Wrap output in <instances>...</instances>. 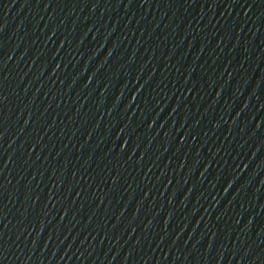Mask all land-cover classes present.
I'll return each mask as SVG.
<instances>
[{"label":"water","instance_id":"obj_1","mask_svg":"<svg viewBox=\"0 0 264 264\" xmlns=\"http://www.w3.org/2000/svg\"><path fill=\"white\" fill-rule=\"evenodd\" d=\"M0 264H264V0H0Z\"/></svg>","mask_w":264,"mask_h":264}]
</instances>
